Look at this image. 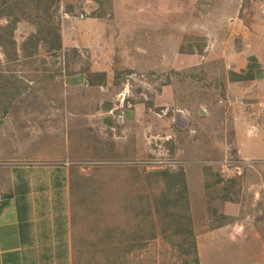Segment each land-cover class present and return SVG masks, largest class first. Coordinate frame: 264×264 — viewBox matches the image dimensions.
Segmentation results:
<instances>
[{"label": "rangeland", "instance_id": "1", "mask_svg": "<svg viewBox=\"0 0 264 264\" xmlns=\"http://www.w3.org/2000/svg\"><path fill=\"white\" fill-rule=\"evenodd\" d=\"M254 3L0 4L3 14L20 17L12 34L16 48L8 50L16 59L0 46V180L4 173L22 187L28 175L55 191L53 204L60 191H70L68 264H107L118 254L121 264H184L187 257L160 233L174 217L163 219L156 200L167 189L160 171L180 169L201 264H264V78L258 81L254 72L255 79L239 81L230 73L244 74L254 54L264 66V30L227 15L234 5L253 19ZM8 22L0 19V36H8L2 28L11 29ZM44 25L60 26L62 48L47 51L42 38L25 56L22 43ZM189 43L196 56L184 66L188 58L180 48ZM84 71L105 72L106 83L65 85L64 76ZM106 102L113 107L106 110ZM13 191L3 182L1 199ZM65 212L71 218V201ZM221 212L231 221L216 224ZM114 224L157 235L136 240L142 245L133 250L106 247L111 239L105 235L121 237L120 228L110 230Z\"/></svg>", "mask_w": 264, "mask_h": 264}, {"label": "crops", "instance_id": "2", "mask_svg": "<svg viewBox=\"0 0 264 264\" xmlns=\"http://www.w3.org/2000/svg\"><path fill=\"white\" fill-rule=\"evenodd\" d=\"M253 3L256 7L259 6L254 17H251L253 19H245L243 13L237 12L234 5H228L232 6L233 13L227 15L234 19L240 18L243 25L250 27L251 30H255L256 27L264 30V0H253ZM242 6L243 4L239 5ZM261 63L257 54L250 55L247 58V69L244 71L252 68L254 72H258L255 74L256 77L260 76L256 79L261 81L264 78V66H261ZM88 74L84 71L64 76V83L73 88L89 86ZM254 100L250 97L249 102L253 103ZM1 176L0 190L3 182H7V186L12 187L14 191L6 199H1L0 193V264H68L67 257L73 255L67 250L72 246V242L67 238L68 226L71 222L68 215L66 220H58V216L54 213L55 203L53 204L54 201L51 200L53 195L51 187L44 184L36 186L32 177L28 175L24 176L22 187H19L17 182H13L4 173ZM18 188L25 191L22 193L24 197H21ZM67 192L69 199L70 191ZM23 210L28 215L26 220H22ZM6 215L9 216L4 218ZM50 224L53 226L50 227ZM60 224L62 231L59 233L58 227L54 225Z\"/></svg>", "mask_w": 264, "mask_h": 264}, {"label": "trees", "instance_id": "3", "mask_svg": "<svg viewBox=\"0 0 264 264\" xmlns=\"http://www.w3.org/2000/svg\"><path fill=\"white\" fill-rule=\"evenodd\" d=\"M6 0H0V4L2 2H5ZM39 4L47 6V8L53 6L54 4H58L59 0H36ZM36 5V3H35ZM10 7V6H9ZM12 7V5H11ZM1 10V9H0ZM46 10V8H44ZM3 11H0V19L3 17H8L10 18V22L7 24L12 27L11 29H8L9 27L7 25L3 26L5 33H7V37L4 35L0 36V46L3 48L4 52L6 51V55H9V57L12 56V58H15L17 54L15 52H9L8 50L12 49L15 50L16 48V41L13 39V32L14 29L13 27L17 24V22L20 21V17H12L11 14H3ZM49 21V20H47ZM44 39V43L47 44L46 50L47 51H57L62 48V35H61V30L59 25H44L42 29H38L36 33L31 34L23 43H22V50L25 53V56H30L34 52L33 48L37 49L40 40ZM6 41L9 43L6 44ZM43 41V40H42ZM13 46V47H12ZM182 48V49H181ZM180 48V52L183 55L187 54L188 62L184 63V66H191L192 63L194 62L195 56H196V47L195 45H191V43L187 44L186 47L182 46ZM186 49V50H185ZM34 54V53H33ZM16 59V58H15ZM194 64V63H193ZM245 73H235L231 71V77L232 79H236L239 81H246V80H251L254 77V70L252 68H249L247 71H244ZM106 73L105 72H96L94 75H88V84L89 85H103L106 83ZM8 83H4L6 85ZM13 96V93H11ZM112 104L110 102H106L104 105V108L106 110H109L112 108ZM106 122L109 125L113 124V121L111 119H107ZM114 162V161H113ZM159 173V172H157ZM160 173L163 175L164 178H166L167 181V189L166 191H162L161 196H158L157 203H161V206L158 209V213L163 217V219L166 218H172L174 217V225H168L165 224L160 228V233L162 236H164L167 240H169L174 246L177 247L179 250L180 254L182 256H186L187 258L184 259V264H201L200 262V256L198 253V246L196 242V237L194 235V229H193V224H192V219L189 211V205L186 200L187 196V181L186 177L184 174V170L180 169L174 173H168L167 170L160 171ZM58 175V174H56ZM47 178V177H46ZM177 191V196L170 198V194L173 192ZM170 192V194L168 192ZM54 194V190H52ZM11 194L8 195V197ZM229 197V195H227ZM21 197H24L22 194ZM230 198V197H229ZM142 199V198H141ZM140 199V200H141ZM62 200V203L59 202ZM71 201V208H72V216L70 218V222H74V212H73V204H72V198L71 200L68 199L67 195L60 191L58 194V197L55 200V208L56 210L54 213L58 216V220H66L67 218V213L65 212L67 208L69 207ZM133 201V199H131ZM149 202V201H148ZM233 202V201H232ZM5 203V202H4ZM179 207L180 210H183V212L178 213V211H173V207ZM141 208V207H140ZM158 208V205H157ZM131 211V214L133 213V210L137 214V207H132L129 208ZM144 210L141 208L139 209V212ZM218 210L215 209L213 210V213H217ZM124 213V212H123ZM147 215L150 214V210L146 212ZM130 214V213H129ZM221 221L216 224L221 225V224H226L227 222L231 221V219L228 217V215L224 214L223 212L220 213V215L216 214ZM170 216V217H168ZM26 218V217H25ZM146 218V216H145ZM143 218V220H145ZM128 217L125 216V221L127 224L128 222ZM136 223V222H135ZM62 228V225L58 227V232ZM117 228H120V236L118 235V239L114 240V237L107 236L111 240L105 241V246L110 247V246H119L121 250L124 249V246L127 247L124 250H129L130 248L133 250L135 247L141 246L139 242H136V240H139L140 238L149 236L150 238L154 237L157 235V231H155L153 234H150L147 229H144L145 234L142 235L143 231H140V229H137L135 232L133 231L134 228L129 230V226L127 227L126 225L120 226L118 224H114L110 230H117ZM123 238V239H122ZM155 238V237H154ZM113 243V245H111ZM77 245V244H76ZM76 245L75 248H76ZM144 245V244H143ZM82 248L84 247V244L81 243L79 245ZM113 246V247H114ZM119 257H110L108 258L107 264H121L119 261V258L122 254H118ZM74 256H77L76 254Z\"/></svg>", "mask_w": 264, "mask_h": 264}, {"label": "built area", "instance_id": "4", "mask_svg": "<svg viewBox=\"0 0 264 264\" xmlns=\"http://www.w3.org/2000/svg\"><path fill=\"white\" fill-rule=\"evenodd\" d=\"M145 162V161H144Z\"/></svg>", "mask_w": 264, "mask_h": 264}]
</instances>
